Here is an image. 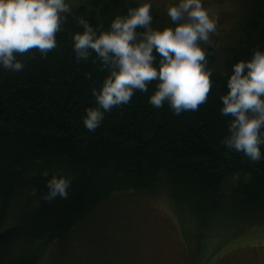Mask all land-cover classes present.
I'll return each instance as SVG.
<instances>
[{"label":"trees","instance_id":"trees-1","mask_svg":"<svg viewBox=\"0 0 264 264\" xmlns=\"http://www.w3.org/2000/svg\"><path fill=\"white\" fill-rule=\"evenodd\" d=\"M238 4L230 41L222 47L212 39L213 88L195 111L177 115L167 103L154 108L148 102L153 81L147 93L137 90L129 103L106 112L95 130L84 126L85 109L95 103L92 89L107 69L94 52L76 58L72 34L81 30L78 18L107 27L135 0L80 3L47 56L31 49L17 54L22 70L0 68V264H37L48 246L65 240L118 194L165 192L188 224L215 230V241L206 246L228 239L222 232L234 221V233L261 226L264 159L251 161L222 143L230 119L219 111L224 73L264 46V0ZM153 16V26L169 22L154 7ZM53 174L71 177L66 198H44Z\"/></svg>","mask_w":264,"mask_h":264},{"label":"clouds","instance_id":"clouds-1","mask_svg":"<svg viewBox=\"0 0 264 264\" xmlns=\"http://www.w3.org/2000/svg\"><path fill=\"white\" fill-rule=\"evenodd\" d=\"M72 11L68 0H0V68L20 71L25 65L17 54L36 49L47 56L57 46ZM169 22L153 26V0H135L126 13L115 15L107 27L78 18L81 30L72 34L78 60L93 52L107 69L92 89L95 103L85 109L84 126L95 130L105 113L129 103L134 93H147L154 108L167 105L177 115L195 111L213 88L209 67L211 35L218 17L210 14L204 0H175L167 7ZM139 28L144 30L138 31ZM219 96L220 113L230 117L222 143L251 161L264 159V46L237 59ZM44 198L67 197L71 177L53 174Z\"/></svg>","mask_w":264,"mask_h":264},{"label":"rangeland","instance_id":"rangeland-1","mask_svg":"<svg viewBox=\"0 0 264 264\" xmlns=\"http://www.w3.org/2000/svg\"><path fill=\"white\" fill-rule=\"evenodd\" d=\"M90 1L68 0L71 9ZM173 2L153 0V7L166 17ZM204 4L218 17L211 39L223 47L237 29L238 0ZM186 216L165 192L114 195L65 240L48 246L37 264H264V222L242 234L234 233V221L222 232L228 239L206 246L215 241V230L200 222L188 224Z\"/></svg>","mask_w":264,"mask_h":264}]
</instances>
